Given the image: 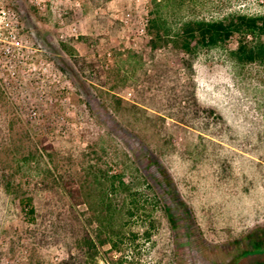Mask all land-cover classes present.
Segmentation results:
<instances>
[{"label": "rangeland", "instance_id": "rangeland-1", "mask_svg": "<svg viewBox=\"0 0 264 264\" xmlns=\"http://www.w3.org/2000/svg\"><path fill=\"white\" fill-rule=\"evenodd\" d=\"M1 7L57 78H11L0 52V264H264V66L234 39L153 47V0ZM159 9L176 26L264 0Z\"/></svg>", "mask_w": 264, "mask_h": 264}, {"label": "trees", "instance_id": "trees-1", "mask_svg": "<svg viewBox=\"0 0 264 264\" xmlns=\"http://www.w3.org/2000/svg\"><path fill=\"white\" fill-rule=\"evenodd\" d=\"M153 1L157 10H152L148 19L153 47L172 44L189 55H196L201 50L227 46L234 39L236 46L229 48V54L236 64L264 66L263 13L233 12L217 18L190 17L173 26L161 14L162 0ZM21 205L26 219L35 222L37 211L33 197H23ZM85 236L86 244L96 248L91 235L86 232Z\"/></svg>", "mask_w": 264, "mask_h": 264}, {"label": "built area", "instance_id": "built-area-1", "mask_svg": "<svg viewBox=\"0 0 264 264\" xmlns=\"http://www.w3.org/2000/svg\"><path fill=\"white\" fill-rule=\"evenodd\" d=\"M43 0H36L41 4ZM16 16L10 8H0V52L6 59L5 69L11 78H17V67L24 68L35 80L57 78L49 64L37 56V48L30 45L15 27ZM1 75H5L4 72Z\"/></svg>", "mask_w": 264, "mask_h": 264}]
</instances>
